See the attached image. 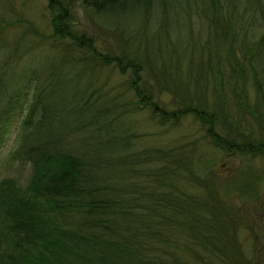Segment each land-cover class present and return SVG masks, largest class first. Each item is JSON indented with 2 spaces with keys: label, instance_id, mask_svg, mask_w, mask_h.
Masks as SVG:
<instances>
[{
  "label": "trees",
  "instance_id": "obj_1",
  "mask_svg": "<svg viewBox=\"0 0 264 264\" xmlns=\"http://www.w3.org/2000/svg\"><path fill=\"white\" fill-rule=\"evenodd\" d=\"M46 1L56 43L45 52L28 46L40 35L33 22L0 13V136L21 118L10 161L31 166L25 187L0 180V264H253L236 240L233 209L218 202L217 182L194 166L197 145L140 151V137L120 122L144 110L162 124L193 116L215 149L264 157V0H199L196 17L186 13L190 55L177 39L158 59L148 44H130L153 24L167 25L173 44L179 0ZM70 2L95 21L124 11L143 25L104 29L121 44L102 50L92 34L73 31ZM35 51L50 52L48 71L20 81ZM73 64L101 82L75 79L70 68L60 74ZM105 70L123 80L103 79ZM163 93L176 110L162 105ZM88 131L96 147L77 150L73 133Z\"/></svg>",
  "mask_w": 264,
  "mask_h": 264
},
{
  "label": "rangeland",
  "instance_id": "obj_2",
  "mask_svg": "<svg viewBox=\"0 0 264 264\" xmlns=\"http://www.w3.org/2000/svg\"><path fill=\"white\" fill-rule=\"evenodd\" d=\"M178 2H180L178 3L179 12L176 13L175 2L171 9L174 13H172V16L170 17V29L172 30L174 39L176 38L175 42L171 44L167 41V25H162V29H160L159 27L155 28L156 24H153L150 28L148 27L145 30V39L140 40L133 45L130 44L132 51L139 48L140 42L142 44L146 43V46L148 44L150 54L158 59L162 50H166V48L176 49V40L178 39V47L183 53L190 55L191 50L194 47V41L193 35L190 32L192 31L191 28L190 31L187 29L188 21L186 20V13L188 15L191 14V16L195 13L197 14L199 0H179ZM181 3H183V8L180 7ZM48 4L49 3H47L46 0H0V13L12 20L33 22L40 30V35L35 37V44L28 46H35L37 43H40L42 46L38 45L39 49L41 48V50L45 52L49 45L53 46L56 43V39L51 38V36H53V29L50 25L52 15L48 10ZM199 6L202 8L201 4H199ZM69 13L73 20L71 26L73 31L92 34L99 40L97 42L98 47L106 51L107 49L104 46L105 43H112V47L115 50L118 49L121 43H119V41L109 32L104 31V29L106 30L110 26L114 27L117 25L131 24L135 28L141 25V18H133L131 12L124 11L104 14L97 21L92 20L87 13V10H83L80 2H76L75 4L70 2ZM194 17L196 16L194 15ZM143 21H145V19ZM197 21L198 18H192V22ZM193 26L194 30L198 32L200 25L194 24ZM154 32H158L156 38H152V33ZM108 33L109 35L107 36ZM20 34L21 31L18 30L16 35ZM43 35L45 38H43ZM35 52L39 54L35 57H30L28 63H25V65L20 68L22 69V73L19 74L20 81H23V79L25 80L31 75L39 77V75L47 73L49 68L48 64H50L51 60V55H49L50 52L47 53L46 58L44 54H41V51ZM139 54L144 59H147L145 52H140ZM38 60H45V62L40 63ZM262 63L263 66H260V68L264 70V56ZM69 68L72 70L71 73H73L75 79L81 78V80L91 83L101 82V80L94 77V75L93 77L79 76L76 71L79 69L77 64H73V67L71 65H67V67L65 66V69H63L60 74L66 76ZM182 69H184L186 76L189 74L190 76H193L195 73L194 68L190 69L189 67H182ZM93 73L100 75L98 71H94ZM118 73L119 72L117 71L112 72L105 70L103 73L105 77H103V79L108 77L111 79L112 83H115L118 80H123V76L119 77ZM17 79L18 78L15 80ZM61 80L62 81L59 84L62 86L66 82L63 79ZM56 87L55 92L57 90ZM161 99L162 105L167 109L176 110L175 106L172 104L173 98L170 94L163 93ZM27 100H29V98ZM20 115L21 114L19 113V116ZM149 115L150 114L147 110L131 114L120 122V127L125 129V131L130 129L131 133L140 137L139 140L136 139L134 141L135 146H137V149L140 151L149 148H176L177 146L188 143H194L197 145L194 166L197 172L201 174L205 173L204 176H207L212 180L214 179L217 182L220 191L217 198L220 197L221 200L220 201L218 198V202H222L224 206L233 209V213H235L232 217L236 220H231V222L237 223L239 221V225H244L243 227H240L236 240L237 242H244L242 247L240 246V243L239 246L243 250V254L253 260L259 255L258 249H264V157L228 154L215 149L207 140L206 131L203 125L193 116L182 118L179 124L176 123V125H174L171 122L162 124L158 120H152ZM14 116L16 117L15 114L13 115V118ZM20 119H18L17 116V118L12 121L4 136H0V141L4 140L0 146V180L5 178L12 179L15 183H19L25 187L30 176L31 166L20 164L21 161H10L12 158V155L10 154L15 146L14 143L19 130ZM73 134L74 137L72 144L77 150L93 149L96 147V139L93 132H75ZM258 195V201H254ZM237 218L239 220H237ZM255 226L259 228L261 237L256 236V234L258 235V232H253ZM256 237L261 238L258 243L255 242Z\"/></svg>",
  "mask_w": 264,
  "mask_h": 264
},
{
  "label": "flooded vegetation",
  "instance_id": "obj_3",
  "mask_svg": "<svg viewBox=\"0 0 264 264\" xmlns=\"http://www.w3.org/2000/svg\"><path fill=\"white\" fill-rule=\"evenodd\" d=\"M259 195H260V194H259ZM259 195H258V197L256 198V200H254V201H258ZM254 201H253V202H254ZM253 202H252V203H253ZM255 209H256V207H255ZM243 226H244V225H238V226H236L235 230L238 232V231L240 230V227H243ZM227 227H229V226H226V229H228ZM250 227H252V226H250ZM252 228H253V227H252ZM253 232H254V233H257V232H258V235L256 234V236H260V237H261V235H260V231H259V228H258L257 226H255ZM237 237H238V236L236 235V238H237ZM260 237H256V240H255L256 243L259 242V240L261 239ZM239 243H240V246H241V247H242V245H244V242H243V241H241V242L239 241L238 244H239ZM263 250H264V249H262V248H259V249H258L259 255H258L257 257H255L253 260H251L253 264H264Z\"/></svg>",
  "mask_w": 264,
  "mask_h": 264
}]
</instances>
